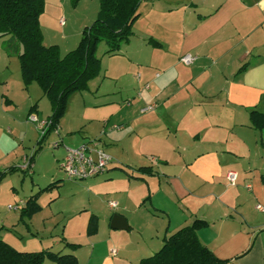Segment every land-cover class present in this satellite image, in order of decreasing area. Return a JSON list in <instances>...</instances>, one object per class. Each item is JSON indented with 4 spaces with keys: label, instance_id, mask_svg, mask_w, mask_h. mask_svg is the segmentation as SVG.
<instances>
[{
    "label": "crops",
    "instance_id": "obj_1",
    "mask_svg": "<svg viewBox=\"0 0 264 264\" xmlns=\"http://www.w3.org/2000/svg\"><path fill=\"white\" fill-rule=\"evenodd\" d=\"M65 2L54 0V13L40 18L43 45L58 46L62 56L77 48L99 13L68 35L61 28L67 24ZM89 2L81 0L72 11L90 8ZM148 5L145 33L135 27L144 21L139 9L129 43L110 56L107 72L100 59L102 72L89 82V92L68 100L57 131L47 138L53 151L40 152L28 172L31 183L21 170L36 149L40 124L29 116L47 120L51 104L37 83L25 87L22 48L11 36L0 38V172L17 169L0 184V240L19 252L74 255L78 264H137L160 251L164 238L201 220L208 227L198 237L217 258L264 264V129L255 130L250 120L252 111L264 114V0ZM184 55L192 56L187 65L180 60ZM120 70L136 73L135 85L127 78L130 98L123 94L128 83ZM108 80L115 81L114 91L103 89ZM91 140L100 142L112 165L88 181V200L81 204L83 198L71 195L81 205L67 217L57 206L63 188L54 189L40 196L38 213L22 220L31 196L65 180L54 170H60L66 148ZM231 172L237 174L233 184ZM91 215L99 218L98 232L88 236ZM114 215L126 220L127 230L111 228ZM63 240L81 248L72 251Z\"/></svg>",
    "mask_w": 264,
    "mask_h": 264
},
{
    "label": "trees",
    "instance_id": "obj_2",
    "mask_svg": "<svg viewBox=\"0 0 264 264\" xmlns=\"http://www.w3.org/2000/svg\"><path fill=\"white\" fill-rule=\"evenodd\" d=\"M79 2L80 0H71L73 7ZM45 4V0H0V38L11 36L22 48L19 60L25 87L37 83L51 104V115L47 119L49 126L29 158L28 169L21 170L24 176L31 171L48 136L57 131L70 97L74 93L86 91L88 83L100 75L102 65L96 55L99 44L106 42V53L113 55L120 50L122 44L130 41L133 26L140 17L138 10L141 0H99L97 19L83 29L77 48L64 56L58 46L43 45L40 18L45 11ZM154 45L158 47L157 43ZM246 67L247 65L243 66L239 73L246 70ZM34 109L35 107L32 108ZM250 120L255 130L264 129V114L252 111ZM15 171L17 169L13 167L0 172V184L7 175ZM138 171L152 175L150 168H139ZM262 180L264 182V175ZM60 184L61 181H56L31 196L21 209L22 220L38 213L40 196L59 188ZM98 224L99 218L91 215L87 227L88 236L97 234ZM206 227V222L196 220L192 225L164 238L160 251L137 264H228L227 260H220L201 243L197 233ZM63 242L72 251L81 248L78 244H70L65 240ZM46 261L78 264L74 255H61L50 250L19 252L0 240V264H45Z\"/></svg>",
    "mask_w": 264,
    "mask_h": 264
},
{
    "label": "rangeland",
    "instance_id": "obj_3",
    "mask_svg": "<svg viewBox=\"0 0 264 264\" xmlns=\"http://www.w3.org/2000/svg\"><path fill=\"white\" fill-rule=\"evenodd\" d=\"M45 1H46L45 11L42 14V16H44V15H46V16L48 15L49 16L52 13H54V10H55L54 0H45ZM87 2H89V0H87ZM148 3H151V0H141V4H140L141 6L139 7V9H140V11L143 14L142 17L144 18L143 19L144 21H140L138 23L136 22L137 24L135 25L137 31H140V30L143 29L144 33H145V30L147 29V20L145 19V15L147 14V10L149 8ZM88 4H89L90 8L89 7H87V8L81 7V9L79 11H75V12L72 11V9L74 7L72 6L71 0H66L65 5H63V6L61 5L62 8L64 7V11L62 12V15H63L62 17H63V19H65V21H67L66 27H61V28L64 29V31H66V33L68 35L74 33L75 27H76V23H77V25H79L81 23H84L83 22L84 20H87L88 21V19H86V17L87 18L92 17V15H94V13H96V15H97L98 10H100V4H99V2L98 1L97 2L96 1L95 2L94 1H91ZM40 25H41V23H40ZM55 34L58 35V36H60L61 34H63V32H62V30H59V31L56 30ZM80 40H81V37L79 39V42H80ZM52 42L54 43V39L52 40ZM152 43L153 42H151L152 47H155ZM125 44H127V43H124V44L121 45V48H120V50L117 53H119L121 51L122 47ZM107 50H108V45H107L106 42H101L99 44V46H98V49H97V57L99 59H103V66H104L103 69L105 70V72H107L106 71L107 70V64H108L107 61L110 60V58L112 57L111 55H108L106 53ZM101 65H102V63H101ZM123 71H125L123 78L126 79V82L128 83V84H125L124 85L126 87V90L125 89L123 90V94L125 95L126 98H130L131 95H132V93H131V91H129L130 88H131V86H130L131 84H130V80L129 79L132 77L131 78L132 79V84L135 85L134 81L136 79V73L135 72H132V70H130V72H129V70H127V71L126 70H120L121 75H123ZM98 77H100V75ZM127 78H129V79H127ZM108 82H107L108 85L107 86H104L103 89L105 91L108 90V89H110L111 91H114L113 89H114V86L116 84L115 81L108 80ZM98 85H99V83H98ZM141 87H143V86H141ZM89 88L90 87H89V83H88V89L86 91H81V94H86L87 92H89L88 91ZM93 89H96V87L95 88L93 87ZM117 91H119L118 88H117L116 92ZM127 91H129V92H127ZM137 91L138 90L136 89L135 90V93H137ZM70 147H76V146H70ZM52 151L53 150L49 147V145L47 146L46 143H45L41 152H43V153L48 152L49 153V152H52ZM57 173L59 175H61V176L64 177V174L60 170L59 171L58 170H54V174H57ZM25 177H26L27 182H30L31 183V180L33 179V176H30V175L26 174ZM34 178L36 179L35 176H34ZM64 179H65V177H64ZM90 180H87V181H73V180L72 181H69V180H66L65 179L63 182H61V184L64 183V186H60L59 188H56V189L63 188V189H61L62 190L61 192L63 194V199L57 204V206H59L60 208H65V211L67 212V217H71V211H73L74 209L75 210L78 209V206L81 205L83 203V201L84 202L87 201L88 200V197H90V195L92 193V192H90L88 190V181H90ZM33 181H35V180H33ZM72 184H75V186L74 185L71 186ZM19 190H21V189L19 188ZM72 193H74V194H72ZM71 195H76L74 197V199H77V197L83 198L82 201H81V204L79 202H76L77 200L75 201L74 199H71V198H73ZM67 197H68V199H67ZM0 200H1V203L0 204H3L4 205V201H5V194L4 193H1L0 194ZM92 200H93V204L96 206V208L99 209V206L100 205H99L98 198H93ZM108 213H109V216H110L112 212H108ZM68 219H70V218H68ZM64 223L65 222H61L59 224V226H57V232L60 231L63 228ZM53 234H54V231H53ZM62 236H63V234H62ZM50 251L54 252V250H50ZM48 264H51V263H48Z\"/></svg>",
    "mask_w": 264,
    "mask_h": 264
},
{
    "label": "built area",
    "instance_id": "obj_4",
    "mask_svg": "<svg viewBox=\"0 0 264 264\" xmlns=\"http://www.w3.org/2000/svg\"><path fill=\"white\" fill-rule=\"evenodd\" d=\"M180 60L187 65L192 61V56L184 55ZM29 121L40 124V138L43 137L49 126L48 120L40 122L37 116L33 114L29 116ZM66 151V156L60 162L59 168L65 179L69 181H87L101 177L109 171L112 165V157L103 149L98 140H91L77 147H68ZM31 156L25 158L22 170L28 169ZM236 177L237 174L231 172L228 179L233 184ZM111 206L114 207L115 203H111ZM259 208L261 209V207ZM9 209L12 207L10 206Z\"/></svg>",
    "mask_w": 264,
    "mask_h": 264
},
{
    "label": "water",
    "instance_id": "obj_5",
    "mask_svg": "<svg viewBox=\"0 0 264 264\" xmlns=\"http://www.w3.org/2000/svg\"><path fill=\"white\" fill-rule=\"evenodd\" d=\"M111 228L114 230H127L126 220L120 215H114L111 220Z\"/></svg>",
    "mask_w": 264,
    "mask_h": 264
}]
</instances>
